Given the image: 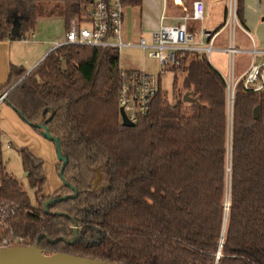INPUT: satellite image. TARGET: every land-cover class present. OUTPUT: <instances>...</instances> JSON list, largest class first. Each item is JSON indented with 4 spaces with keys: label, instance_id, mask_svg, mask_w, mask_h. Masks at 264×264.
<instances>
[{
    "label": "trees",
    "instance_id": "1",
    "mask_svg": "<svg viewBox=\"0 0 264 264\" xmlns=\"http://www.w3.org/2000/svg\"><path fill=\"white\" fill-rule=\"evenodd\" d=\"M236 1L241 20L244 0ZM44 2L56 3L51 10L60 8L68 26L89 0H0V41L29 36ZM119 59L113 46L61 45L8 92L5 101L38 132L45 124L65 157L56 165L62 184L44 196L43 159L19 148L34 204L7 171L0 141V199L20 204L13 231L25 245L39 239L46 249L121 264H264V90L237 86L230 127L223 75L205 53L186 51L167 67L171 90L160 79L148 114L125 126ZM27 70L12 65L0 93ZM186 92L197 100L185 101ZM99 166L108 186L94 190Z\"/></svg>",
    "mask_w": 264,
    "mask_h": 264
},
{
    "label": "crops",
    "instance_id": "2",
    "mask_svg": "<svg viewBox=\"0 0 264 264\" xmlns=\"http://www.w3.org/2000/svg\"><path fill=\"white\" fill-rule=\"evenodd\" d=\"M203 1L204 18L202 21L189 20L188 23L192 27V30H189L195 34L197 41L201 29L216 32L210 41L212 44L210 53L200 52L205 53L208 59L213 52L219 54L222 57V65L223 59H228V67L224 64L222 69L210 61L214 68L226 76L231 70L229 56L224 51L230 34V28L225 25L228 0ZM187 5L186 0H142L140 5H126L122 36L125 40L132 41L135 47H140L138 41L142 37L151 42V32L156 30L162 21L168 24L179 23ZM163 15L164 20L161 19ZM197 24H200L198 29L195 26ZM66 27L63 15L58 17L40 15L35 30L27 38L1 40L0 86L7 82L12 65L24 66L28 70L34 68L53 49L54 43L63 38ZM234 35L240 51L237 57V54L234 56L232 73L235 78H239L253 61L260 63L264 59L261 53L254 56L251 53L253 47L264 49V0H244L243 17L235 26ZM0 116V135L3 134L11 145L15 144L18 148L26 146L35 156L43 159L46 174L43 195H50L62 184L56 175L60 154L55 141L46 135L44 127L40 126L41 131L38 132L5 102L0 106Z\"/></svg>",
    "mask_w": 264,
    "mask_h": 264
},
{
    "label": "built area",
    "instance_id": "3",
    "mask_svg": "<svg viewBox=\"0 0 264 264\" xmlns=\"http://www.w3.org/2000/svg\"><path fill=\"white\" fill-rule=\"evenodd\" d=\"M125 6L123 0H89L83 18H70L63 38L54 43L53 49L67 44L89 47L113 46L118 51L124 46H134L132 41L125 40L122 36ZM204 9V1L196 0L193 3L192 12L182 16L179 23L168 24L162 21L160 26L151 32V42L144 37L140 38L138 46L142 47L148 56L158 59L160 65L158 73L145 68L120 67L118 102L132 122L136 123L140 117L148 114L150 103L159 89L161 74L163 70H167L169 64L179 63V57H182L186 51L210 53L212 47L210 41L216 32L201 29L200 38L197 41L195 34L188 28L189 20H203ZM164 18L163 15L161 19L164 20ZM238 24L236 3L234 5L230 3L225 20V25L230 28V34L224 51L229 56L231 70L228 75L223 76L226 83L230 127L237 86L242 84L247 91L264 90V59L260 63L253 61L248 70L239 78H235L232 73L234 56L240 51L234 35V28ZM251 53L252 56L256 53L264 55V49L253 47ZM7 94V91L0 93V103L6 100ZM19 206L20 204L14 200L0 199V248L25 245L26 238L15 233L9 225Z\"/></svg>",
    "mask_w": 264,
    "mask_h": 264
},
{
    "label": "rangeland",
    "instance_id": "4",
    "mask_svg": "<svg viewBox=\"0 0 264 264\" xmlns=\"http://www.w3.org/2000/svg\"><path fill=\"white\" fill-rule=\"evenodd\" d=\"M194 1H196V0H186V3L188 5H187V8L185 9V13H183L182 16L186 15L187 13L189 14V13L192 12ZM236 2H237L236 0H228V5L230 3L232 5H234ZM42 4L43 5H40L41 7L43 6V8H40V10H41V14L40 15L41 16H45L46 15V16H49V17H58V16L61 15V12H59L60 8L54 7L55 9L51 10V6H53V4H56V3H52L51 6L49 4H47L46 2H44ZM57 4L59 6L62 5L61 3H57ZM73 17H78L79 18V16H73ZM206 21H208V19ZM189 23H188V25H189ZM195 26L197 27V29L200 28V24H197ZM237 56H238V54L236 55V57ZM119 57H120V59H119L120 67H122V68H126V69H140V68L144 67L148 71H151V72L158 73L160 71V65H159L158 59L148 56L147 52L145 50H143L142 48H140V47L124 46L119 51ZM209 57H210L209 61L213 62V64H215L220 69H222L224 64L227 65V67H228V59L224 58L223 59L224 60L223 61L224 64L222 65L221 64L222 57L219 54L213 52ZM235 62H236V60H235ZM32 69H30V71ZM30 71H28V73ZM170 71L169 70H163V72L161 74V86H162L163 89H166V90H169V91L172 88V80H173V77H172L173 74ZM179 75H180L179 78L181 79V73H179ZM22 77H20L18 79V81ZM4 102L7 103L6 101H4ZM4 102L0 103V106ZM0 141L2 142V145H3V159H4V163L6 165L7 171L9 173H11L12 175H14L18 180H20L24 184V188L27 190L32 202L34 204H36L35 197H34V189L29 186L28 181L25 178V172H28V171L24 172V168H23V165H22V158H21L20 152H19V148L20 147L18 148V146L15 145V144L11 145L3 134L0 135ZM56 148H57V146H56ZM58 162H59V159L57 160V163ZM56 173H57L56 174L57 177L62 181L61 176H60L59 172L57 171V166H56ZM42 195H43V193H42ZM44 196H46V195H44Z\"/></svg>",
    "mask_w": 264,
    "mask_h": 264
},
{
    "label": "water",
    "instance_id": "5",
    "mask_svg": "<svg viewBox=\"0 0 264 264\" xmlns=\"http://www.w3.org/2000/svg\"><path fill=\"white\" fill-rule=\"evenodd\" d=\"M20 32V28L18 24H14L11 28V34L12 35H18ZM30 71V70H28ZM28 71L25 73V75L28 74ZM25 75L21 78L23 79ZM17 81L11 88L7 90V93L14 88L20 81ZM184 100L185 101H196L197 99L195 97H192L190 95V92H186L184 94ZM120 114L122 118V124L125 126H134L135 123L129 120L123 110V107H120ZM253 115L255 118L259 117V106H255L253 110ZM40 126L45 128L46 135L52 138L57 146V150L59 151L60 157L59 159H63L65 161V157L62 155L61 150L59 148V142L55 137L49 134L45 124H39ZM102 166H99L95 169V178L93 179V189H102L108 186V183L103 184L101 183L103 180V172H102ZM28 174V172H25V175ZM67 197V195L46 200L43 203V206L45 207L46 204L49 202L55 201V200H61L63 198ZM75 234L72 240H67L69 243H73L76 240L77 237V228L75 227ZM56 241V240H54ZM0 264H121L116 262H108V261H102L94 258H88L84 256L69 254L57 250H51L46 249L39 246V239L36 241V243L32 245H16V246H10L5 248H0Z\"/></svg>",
    "mask_w": 264,
    "mask_h": 264
}]
</instances>
